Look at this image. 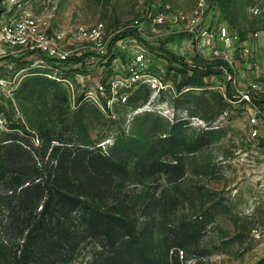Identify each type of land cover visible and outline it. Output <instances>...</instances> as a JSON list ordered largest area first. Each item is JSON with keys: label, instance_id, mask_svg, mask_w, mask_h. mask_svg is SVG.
Returning <instances> with one entry per match:
<instances>
[{"label": "rangeland", "instance_id": "374dc122", "mask_svg": "<svg viewBox=\"0 0 264 264\" xmlns=\"http://www.w3.org/2000/svg\"><path fill=\"white\" fill-rule=\"evenodd\" d=\"M197 2L0 0V21L29 12L49 33L103 24L107 34L115 35L111 43L118 48L108 58H95L93 64L84 53L75 57L85 56L81 63L61 70L49 67L43 56L0 53V140L2 133L14 134L32 149L41 134L48 140H63V147L74 154L87 151L86 159L126 155L137 146L149 155L158 145L153 168L141 176L131 168L126 178L112 182L106 196L90 191L95 204L124 216L128 229L139 232L150 227L154 264H264V140L260 147L249 142L251 108L234 99L249 81L242 77L234 84L214 64L218 60L189 51L188 23L172 22L177 13H193ZM160 13L165 17L160 26L145 22ZM205 15L212 23L223 21L247 36L259 31L264 0H206ZM138 24H143L146 38L140 35V41L130 36L132 32L121 37L124 28ZM141 49L156 68L159 63L172 67L174 95L158 97L142 86L127 105L114 103L106 111L81 100L83 92L94 87L97 75L108 76L111 68L126 66L130 55ZM262 52L264 58V48ZM108 59L111 64L106 66ZM182 69L185 78L178 73ZM31 79H36L34 90ZM201 79L203 85H192ZM226 84L231 100L224 99L219 89ZM262 100L258 98L261 105ZM169 135L178 140L173 155L163 142ZM51 146L62 145L53 141ZM176 163V169L169 167ZM101 244L86 239L73 254L50 264H117L115 254Z\"/></svg>", "mask_w": 264, "mask_h": 264}, {"label": "trees", "instance_id": "16d2710c", "mask_svg": "<svg viewBox=\"0 0 264 264\" xmlns=\"http://www.w3.org/2000/svg\"><path fill=\"white\" fill-rule=\"evenodd\" d=\"M130 32H123L121 37L133 35L142 40L135 30ZM238 36L241 40L246 39V36ZM84 57L69 58L64 62L47 58L43 61L49 67L61 70L81 63ZM109 64L111 59L106 65ZM214 64L231 72L221 61ZM165 70L166 76L173 78L172 67L165 66ZM151 71L158 72L152 64ZM178 73L184 78L187 75L185 69ZM217 74L220 76L219 70ZM30 81L34 90L36 79ZM192 85H203L202 79ZM224 94L232 99L229 84L225 85ZM1 136L0 264H50L73 254L86 239L102 243V247L115 254L117 264L155 263L150 227L139 232L133 227L128 229L125 217L101 210L90 191L99 190L106 196L111 192L112 182L126 178L131 168L140 176L153 168L158 145L151 148L149 155L137 146L129 148L126 155H91L86 159L90 154L87 151L79 150L74 154L70 147H63L66 143L63 140H48L41 134L37 147L31 146L32 149L29 145V149L23 146L14 134L2 133ZM53 141L62 146H51ZM177 141L172 135L164 138L163 142L170 148L169 155H173L172 149L178 147ZM173 157V161H179ZM177 165L169 167L176 169ZM124 239L125 244L129 239L134 240L124 246L121 243Z\"/></svg>", "mask_w": 264, "mask_h": 264}, {"label": "built area", "instance_id": "2783aa9c", "mask_svg": "<svg viewBox=\"0 0 264 264\" xmlns=\"http://www.w3.org/2000/svg\"><path fill=\"white\" fill-rule=\"evenodd\" d=\"M205 7L206 0H198L197 8L193 13L188 15L177 13L173 16L172 23L180 26L186 21L188 23L186 29L191 38L189 51L203 55V57L205 54L200 53H206V60H218L225 63L231 69L232 75L224 66L219 67V70L224 72L228 81L233 78L232 81L235 84L239 82L234 68L235 53H240L241 57H247L250 53L249 40L255 38L256 35L253 34L241 40L225 22L212 23L205 15ZM145 22L152 26H160L165 22V17L160 13L148 16ZM132 30L146 38L143 24L126 27L122 32ZM114 36V34L106 33L103 24H96L90 28L78 27L70 28L66 32L49 33L36 22L29 12H24L20 18L12 17L10 20L0 21V53L23 51L57 62H64L85 53L90 56L89 63L93 64L95 58H108L111 51H116V49L118 51V48L113 47L111 43ZM218 46L221 47L220 51L217 49ZM157 70V73L151 71L148 53L141 49L130 55L126 66L111 68L112 73L108 76L97 75L94 87L83 92L81 100L106 111L114 103L127 105L132 93L142 86L149 88L158 97L166 93L174 95L173 83L166 76L164 64L159 63ZM219 89L222 91L223 98L227 99L224 88ZM236 93L237 96L234 97L237 99L236 102L244 103L251 108V115L248 118L249 142H252L251 144L255 147H260V142L264 140V104L260 106L257 104L259 103L258 98L264 97V84L252 82ZM262 207L264 211V200Z\"/></svg>", "mask_w": 264, "mask_h": 264}, {"label": "crops", "instance_id": "0c3cea01", "mask_svg": "<svg viewBox=\"0 0 264 264\" xmlns=\"http://www.w3.org/2000/svg\"><path fill=\"white\" fill-rule=\"evenodd\" d=\"M255 34L256 37L249 40L250 44V53L247 57H241L240 53H235V64L234 68L238 74V80H242V77L245 78L246 81H249L247 85L252 82H257L260 84H264V58L262 56V49L264 48V15L263 20L259 24V31L256 33H250L246 36ZM261 55L258 57V55ZM241 71L242 74L238 73Z\"/></svg>", "mask_w": 264, "mask_h": 264}]
</instances>
